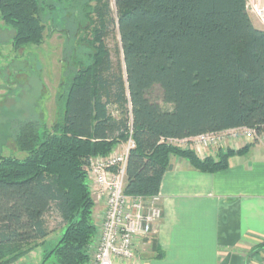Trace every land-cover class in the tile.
<instances>
[{"label": "trees", "instance_id": "1", "mask_svg": "<svg viewBox=\"0 0 264 264\" xmlns=\"http://www.w3.org/2000/svg\"><path fill=\"white\" fill-rule=\"evenodd\" d=\"M76 1L92 28L89 65L79 62L52 126L35 119L18 124L15 145L26 157L0 155V264L17 263L46 243L50 213L63 234L41 264H89L98 231L91 160L130 139L125 194L150 199L160 195L172 157L213 174L251 146L201 159L169 139L239 128L264 134V30L254 25L248 0H114L124 77L104 42L112 23L108 0ZM42 3L1 0L15 50L44 43Z\"/></svg>", "mask_w": 264, "mask_h": 264}, {"label": "crops", "instance_id": "2", "mask_svg": "<svg viewBox=\"0 0 264 264\" xmlns=\"http://www.w3.org/2000/svg\"><path fill=\"white\" fill-rule=\"evenodd\" d=\"M249 145L245 155L229 160L227 170L213 174L172 157L160 188L161 220L149 236L138 240L132 262L115 260L114 264L260 262L264 253V144H227L234 151ZM218 153L200 158H217ZM103 214V203H96V219L102 222Z\"/></svg>", "mask_w": 264, "mask_h": 264}, {"label": "rangeland", "instance_id": "3", "mask_svg": "<svg viewBox=\"0 0 264 264\" xmlns=\"http://www.w3.org/2000/svg\"><path fill=\"white\" fill-rule=\"evenodd\" d=\"M42 18L45 22V41L41 46H26L15 50L13 47V29L0 17V155L23 159L26 154L17 150L13 133L18 124L28 119L42 121L52 126L57 118V99L63 94L66 84L79 69V62L89 65L92 53L89 41H92V28L85 20V10L76 0H41ZM112 23L107 28L104 38L110 51L114 70L124 77L123 56L117 27V11L114 0H108ZM249 13L254 25L264 30L260 11H264V0H248ZM95 3L93 4V6ZM53 9H49V8ZM253 7L258 11L253 12ZM95 26V25H94ZM93 26V27H94ZM165 110L172 105L160 101ZM111 115L120 117L118 106L109 108ZM228 142L204 149L207 155L212 151H221ZM264 144V143H263ZM195 144L190 143L183 150L195 151ZM220 149V150H217ZM196 152V151H195ZM197 153V152H196ZM51 232L46 243L27 258L14 264H41L44 252L51 251L59 242L63 232L59 231L61 220L55 214L46 217ZM103 222V221H102ZM97 219V235L94 240L92 255L97 250L99 229L102 224ZM54 259V258H53ZM51 260L48 264H54Z\"/></svg>", "mask_w": 264, "mask_h": 264}, {"label": "built area", "instance_id": "4", "mask_svg": "<svg viewBox=\"0 0 264 264\" xmlns=\"http://www.w3.org/2000/svg\"><path fill=\"white\" fill-rule=\"evenodd\" d=\"M253 10L258 11L254 7ZM260 13L264 23V11ZM223 142H243L245 145L264 143V134L258 135L255 130L239 128L191 139L168 140V143L175 147L194 143L199 156H206L204 149ZM134 148L135 142L130 139L126 144L117 147L109 157L91 160L89 171L91 192L96 203H103L104 214L98 232V248L89 264H114L115 260L132 262L136 257L138 240L149 236L161 220L160 196L145 199L125 194L126 168L130 152ZM257 264H264V253L262 260Z\"/></svg>", "mask_w": 264, "mask_h": 264}, {"label": "water", "instance_id": "5", "mask_svg": "<svg viewBox=\"0 0 264 264\" xmlns=\"http://www.w3.org/2000/svg\"><path fill=\"white\" fill-rule=\"evenodd\" d=\"M0 3H1V0H0Z\"/></svg>", "mask_w": 264, "mask_h": 264}]
</instances>
